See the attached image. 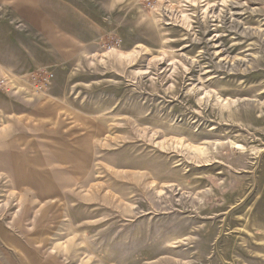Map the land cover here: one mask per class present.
<instances>
[{"label": "rangeland", "instance_id": "rangeland-1", "mask_svg": "<svg viewBox=\"0 0 264 264\" xmlns=\"http://www.w3.org/2000/svg\"><path fill=\"white\" fill-rule=\"evenodd\" d=\"M0 264H264V0H0Z\"/></svg>", "mask_w": 264, "mask_h": 264}, {"label": "built area", "instance_id": "built-area-1", "mask_svg": "<svg viewBox=\"0 0 264 264\" xmlns=\"http://www.w3.org/2000/svg\"><path fill=\"white\" fill-rule=\"evenodd\" d=\"M32 81L34 82V89L41 92L44 88L49 85L54 77V74L50 70L37 71L36 73H31ZM4 84V81L1 80Z\"/></svg>", "mask_w": 264, "mask_h": 264}]
</instances>
